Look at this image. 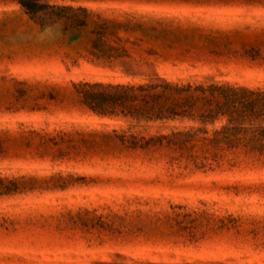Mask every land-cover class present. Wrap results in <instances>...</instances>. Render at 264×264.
<instances>
[{
    "label": "rangeland",
    "instance_id": "374dc122",
    "mask_svg": "<svg viewBox=\"0 0 264 264\" xmlns=\"http://www.w3.org/2000/svg\"><path fill=\"white\" fill-rule=\"evenodd\" d=\"M51 1L108 18H168L177 26L165 40L142 41L140 54L153 71L131 78L94 61L83 38L68 42L59 32H39L15 0H0V130L70 134L47 149L38 138L30 147L23 145L27 139L7 143L0 176L84 178L62 191L0 198V264H264V164L202 172L112 145L87 149L76 132L148 137L189 124L98 119L78 105L71 86L138 82L154 73L171 81L264 88V0ZM12 78L57 88H39L23 102L15 100ZM34 103L39 108L26 109ZM167 220L189 221L178 227Z\"/></svg>",
    "mask_w": 264,
    "mask_h": 264
},
{
    "label": "trees",
    "instance_id": "16d2710c",
    "mask_svg": "<svg viewBox=\"0 0 264 264\" xmlns=\"http://www.w3.org/2000/svg\"><path fill=\"white\" fill-rule=\"evenodd\" d=\"M15 1L39 32H59L68 42L83 38L87 53L94 61L118 68L124 76L131 78L148 76L153 71L152 62L140 54L142 41L165 40L172 34L170 27L176 24L173 19L148 16L108 18L85 7L58 5L51 0ZM120 33L138 34L139 37L132 41L120 36ZM205 39L213 42L209 36ZM146 55L155 54L147 50ZM152 75L138 82H77L71 83V86L78 105L98 119H124L144 124L184 122L188 126L148 137L114 130L76 132L81 145L87 149L112 145L120 150L141 151L149 156L156 154L165 158L169 166L184 162L186 167L190 163L194 170L202 172L223 166L232 168L246 162L264 164V88L211 80L197 83L171 81L154 73ZM9 81L15 92V100L23 102L33 99V91H39V88H57L13 78ZM46 95L51 97L52 94ZM27 107L33 111L39 105L34 103ZM216 124L217 127L206 129V126ZM68 136L70 134L64 132L52 137L35 130L17 133L0 130V157L6 151L7 143L20 142L22 145V140L27 139L23 145L30 147V139L38 138V144L47 149L48 143H53L55 138L62 140ZM71 148L74 149L73 146ZM57 151L63 153L61 149ZM83 181V177L60 174L49 177L0 176V198L35 189L62 191ZM170 208L173 210L179 206ZM178 216L173 212L174 218ZM182 221L187 225L189 220ZM182 221L167 220L169 223L177 222L178 227Z\"/></svg>",
    "mask_w": 264,
    "mask_h": 264
}]
</instances>
